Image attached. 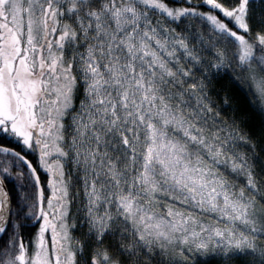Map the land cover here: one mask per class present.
I'll list each match as a JSON object with an SVG mask.
<instances>
[{"label": "snow or ice", "instance_id": "snow-or-ice-1", "mask_svg": "<svg viewBox=\"0 0 264 264\" xmlns=\"http://www.w3.org/2000/svg\"><path fill=\"white\" fill-rule=\"evenodd\" d=\"M0 264H264V0H0Z\"/></svg>", "mask_w": 264, "mask_h": 264}]
</instances>
